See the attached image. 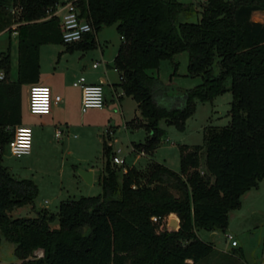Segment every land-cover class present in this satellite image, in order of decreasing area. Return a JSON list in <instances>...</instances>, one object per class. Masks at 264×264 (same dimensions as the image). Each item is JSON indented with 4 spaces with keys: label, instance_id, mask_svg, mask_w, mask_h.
Segmentation results:
<instances>
[{
    "label": "trees",
    "instance_id": "16d2710c",
    "mask_svg": "<svg viewBox=\"0 0 264 264\" xmlns=\"http://www.w3.org/2000/svg\"><path fill=\"white\" fill-rule=\"evenodd\" d=\"M58 1L12 0L18 12L15 79L9 50L0 51V243L14 244L19 264H196L213 249L198 231L224 232L228 211L264 179V20L251 18L264 12V0H205L196 22L178 21L194 6L177 0H75L93 30L71 44L63 43L57 17L44 19ZM4 7L1 2L0 31L13 23ZM110 24L121 39L111 67L141 115L128 123L147 132L135 150L153 153L165 135L161 119L183 130L196 100L225 91L232 95L230 121L205 126L202 144H180L178 171L153 159L143 170L113 168L111 146L103 142L100 194L62 200L56 212L15 215L33 206L38 188L12 176L2 153L21 124L22 86L38 82L40 46L93 48L97 31ZM183 51L188 74L202 82L184 91L181 106L168 108L160 102L167 91L153 71Z\"/></svg>",
    "mask_w": 264,
    "mask_h": 264
},
{
    "label": "rangeland",
    "instance_id": "374dc122",
    "mask_svg": "<svg viewBox=\"0 0 264 264\" xmlns=\"http://www.w3.org/2000/svg\"><path fill=\"white\" fill-rule=\"evenodd\" d=\"M177 1L191 3L194 6L193 13L190 15L181 14L178 21L196 22L200 19L201 5L205 0ZM1 2H4V8L13 23L0 31V51L9 50L11 56L10 77L14 79L17 73V35H12V32L17 26L14 20L18 16V12L12 0H0ZM253 18L264 19V12H255ZM96 41L97 45L93 48L73 50L72 54H69V62L79 61L86 64L87 67H91L96 60L103 59L112 64L120 42L115 24L103 26L97 31ZM41 48L42 58L45 61L49 62L57 54V47L52 45L45 44ZM187 64L188 54L183 51L175 54L172 60H162L158 69L153 71L162 81L165 92L167 91L168 95L165 96V100H160V102L168 108L181 106L184 101V91L202 82L200 76L188 74ZM104 66L105 64L102 63L99 69L95 70L99 71ZM110 74L112 79L119 80L114 72ZM115 87L116 94L120 97L122 112L107 85L105 92L108 101L103 110L89 109L83 113L85 119L77 121L80 125L95 122L101 125L99 128L69 127L67 132L66 125L73 126V124L70 122L64 124V120L61 119L56 122V129L63 133L56 136L55 129L52 128L50 136L45 137L38 126H33L32 145L28 154L17 157L11 155L8 150L2 153V164L12 176L18 179H30L38 188L33 206L29 204L19 208L14 212L15 215H34V209L39 208L56 212L62 200L100 194L102 189L98 177L103 171L107 159L102 153L103 140L109 142L112 152H118V156L124 160L122 164H115L112 161L114 154L110 155V164L113 168L132 165L143 170L148 161L153 159L178 171L180 169L178 150L180 144H202L205 126H224L230 121L228 113L232 100L230 91L216 94L210 100H196L195 111L187 118L184 129L179 130L161 119L159 126L165 130L161 143L153 153L142 155L139 150H133L132 147L134 143L144 142L147 132L143 126H132L128 123L135 116L141 118V115L138 111H134L135 102L131 96L124 94L120 85H115ZM22 89L26 97L28 87L23 86ZM26 111L24 104L23 113L26 114ZM71 111L73 112V110ZM34 116L40 119V116ZM126 123L128 126L125 129ZM109 128L112 134L108 137L107 130ZM88 131H90V136L86 140L84 138L88 136ZM100 134L101 136H99ZM79 170L92 171V182L83 181L78 174ZM226 233L233 236L237 242L236 246H231L230 240L225 237ZM198 236L209 242L213 249L208 256L196 264H264V179L259 180L256 186L251 187L240 196L239 207L228 211V223L224 232L201 229L198 231ZM35 254L40 255L41 251L37 250ZM20 262L21 260L14 254V244L2 238L0 264H19Z\"/></svg>",
    "mask_w": 264,
    "mask_h": 264
},
{
    "label": "crops",
    "instance_id": "0c3cea01",
    "mask_svg": "<svg viewBox=\"0 0 264 264\" xmlns=\"http://www.w3.org/2000/svg\"><path fill=\"white\" fill-rule=\"evenodd\" d=\"M255 12H260V11H255ZM255 12L252 13V16H251L252 20L263 21L264 19L257 20V19L253 18V14ZM14 32L15 31L12 32V35H17V32L16 33H14ZM120 41H121V39H120ZM98 44H100V43H98ZM119 44H120V42H119ZM119 44H118V46H119ZM44 45L45 44L41 45L40 49H39V78H38L37 83L49 85L54 94H59L61 96V101L54 104L51 112L48 114H32V113L29 114L30 112L28 110V90H29L30 85L33 83L24 84L23 86L28 87L26 97L24 96L23 89H22L23 105L24 104L26 105V110H27L26 112L27 113L26 114H25V112L23 113V109H22L21 125L30 126L31 129L33 126H38L40 128L41 133L45 137L50 136V131L52 130V128L55 129V135L56 136L63 133V132L61 133V131L56 129V125H57L56 122L58 120H61V119L64 120V124H68V122H70V124H73V126L72 125H66L67 126V132L69 130L68 129L69 127L70 128L74 127V128H79V129H83L85 127L99 128V126H101V125L97 124L95 122L88 123L87 125H85L84 123L82 125H80L77 122L81 119H85L83 113H86L89 110L88 109L85 112L81 111V96H82L81 88L78 86L72 85V82L80 76H84L86 78V81L89 83H100V84H102L103 89H104V106H103V108L107 105V101H108L107 95L105 92V87L108 85L111 92H112L114 100H116V102L119 104L120 111L122 112L120 97L116 94V87H115V85H119L120 75L116 69L111 67L112 64L106 62L103 59L95 61V62H98V65L96 67H93L94 62L92 63L91 67H87L86 64L81 63L79 61H75L73 63H70L69 62V57H70L69 54L70 53L72 54V51L66 50L65 45L63 46L61 44H52V43L47 44V45H52L54 47H57V54L55 56H53L50 59V61L48 62L42 58V48L41 47H43ZM118 46H117V48H118ZM117 48H116L114 56L116 55ZM101 51L103 52L102 48H101ZM54 58H56V59L54 60ZM102 63L105 64V66L102 69H100L99 71L95 70V69H99V67ZM17 64H18V59H17ZM111 72H114L118 76V78H119L118 81L112 79V76L110 74ZM16 76H17V73H16ZM23 86H22V88H23ZM103 108H101L100 110H103ZM90 109H96V108H90ZM71 110H73V112ZM134 111H138L136 108V102H135ZM34 115H38V116H40V119H43V118L44 119L43 120L37 119V118H35ZM70 119L73 121H68ZM18 125H20V124H18ZM124 128L125 129L127 128V123L124 125ZM107 131H108L107 136L109 137L112 134V132H111L110 128ZM87 135L88 136L84 138L86 140L89 139L90 131H88ZM99 136H101V134ZM103 142H106V141L103 140ZM108 145H110L109 142H108ZM6 150H7V148L5 146L4 152ZM133 150H134V148H133ZM112 153L114 155L118 156V154H117L118 152H112ZM140 153L142 155L146 154L142 151H140ZM129 166H132V165H129ZM81 179H82V177H81Z\"/></svg>",
    "mask_w": 264,
    "mask_h": 264
},
{
    "label": "built area",
    "instance_id": "2783aa9c",
    "mask_svg": "<svg viewBox=\"0 0 264 264\" xmlns=\"http://www.w3.org/2000/svg\"><path fill=\"white\" fill-rule=\"evenodd\" d=\"M53 16L59 19L61 39L65 44L78 42L83 39L85 34L93 30L90 22L80 16V10L76 5L75 0H59L53 6L49 7L44 19ZM14 33H16V31ZM97 65L98 62L93 63V67H96ZM2 79H4V72L0 70V80ZM72 85L81 88L82 112H85L90 108H103L104 89L102 84L89 83L84 76H80L72 82ZM60 101L61 96L59 94H54L49 85L33 83L29 87L28 110L32 114H48L51 112L53 105ZM31 145V127L20 124L15 126L13 136L7 142L6 148L11 155L20 157L30 152ZM112 161L115 164L123 163V159L117 155L112 157ZM225 237L230 240L232 247L237 245L236 240L231 234L226 233Z\"/></svg>",
    "mask_w": 264,
    "mask_h": 264
},
{
    "label": "water",
    "instance_id": "95a60500",
    "mask_svg": "<svg viewBox=\"0 0 264 264\" xmlns=\"http://www.w3.org/2000/svg\"><path fill=\"white\" fill-rule=\"evenodd\" d=\"M78 174L82 177L85 182H92V172L90 170H79Z\"/></svg>",
    "mask_w": 264,
    "mask_h": 264
}]
</instances>
